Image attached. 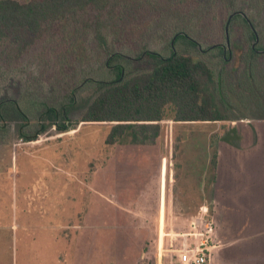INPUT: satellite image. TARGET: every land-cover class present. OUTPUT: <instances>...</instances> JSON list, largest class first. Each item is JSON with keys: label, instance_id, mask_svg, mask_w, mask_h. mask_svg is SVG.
Listing matches in <instances>:
<instances>
[{"label": "rangeland", "instance_id": "rangeland-1", "mask_svg": "<svg viewBox=\"0 0 264 264\" xmlns=\"http://www.w3.org/2000/svg\"><path fill=\"white\" fill-rule=\"evenodd\" d=\"M244 1L114 0L0 45V101L28 116L0 119V264H264V74L249 85L214 47ZM147 50L207 62L233 119L169 112L155 145L107 144L82 113L118 65L150 70ZM48 107L70 127L27 141Z\"/></svg>", "mask_w": 264, "mask_h": 264}, {"label": "trees", "instance_id": "trees-1", "mask_svg": "<svg viewBox=\"0 0 264 264\" xmlns=\"http://www.w3.org/2000/svg\"><path fill=\"white\" fill-rule=\"evenodd\" d=\"M113 1L0 0V45L16 39L25 47L40 37L46 24L75 16L89 7L105 9ZM143 55L151 59L150 70L126 77L124 67L118 65L116 78L100 82L99 92L82 113L81 122L111 123L107 144L128 140L135 145H155L162 133V121L169 112L176 122L233 119L219 90V76L207 62L178 51L163 56L147 50L141 57ZM65 113L64 108L62 111L46 108L41 114L39 130L27 136V141L37 140L51 126H56L59 131L69 128L68 122H58ZM0 119L18 121L27 120L28 116L18 102L2 100Z\"/></svg>", "mask_w": 264, "mask_h": 264}, {"label": "flooded vegetation", "instance_id": "flooded-vegetation-1", "mask_svg": "<svg viewBox=\"0 0 264 264\" xmlns=\"http://www.w3.org/2000/svg\"><path fill=\"white\" fill-rule=\"evenodd\" d=\"M232 8L234 11L229 13L227 23L233 24V34L224 38L225 43L216 42L214 47L219 48L224 57L228 55L227 59L233 64L243 61L247 82L255 84L257 74H264L261 71L264 66V0H245Z\"/></svg>", "mask_w": 264, "mask_h": 264}, {"label": "built area", "instance_id": "built-area-1", "mask_svg": "<svg viewBox=\"0 0 264 264\" xmlns=\"http://www.w3.org/2000/svg\"><path fill=\"white\" fill-rule=\"evenodd\" d=\"M194 264H205L207 259L204 254L195 255L193 258Z\"/></svg>", "mask_w": 264, "mask_h": 264}, {"label": "crops", "instance_id": "crops-1", "mask_svg": "<svg viewBox=\"0 0 264 264\" xmlns=\"http://www.w3.org/2000/svg\"><path fill=\"white\" fill-rule=\"evenodd\" d=\"M161 176H162V173H161Z\"/></svg>", "mask_w": 264, "mask_h": 264}]
</instances>
